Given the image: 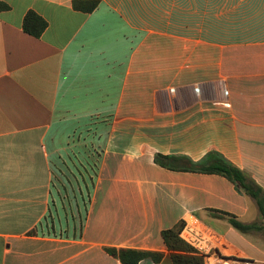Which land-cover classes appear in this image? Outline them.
<instances>
[{
  "label": "crops",
  "instance_id": "0c3cea01",
  "mask_svg": "<svg viewBox=\"0 0 264 264\" xmlns=\"http://www.w3.org/2000/svg\"><path fill=\"white\" fill-rule=\"evenodd\" d=\"M1 4L0 264H123L108 249L173 264L162 233L189 217L264 264L256 202L193 170L220 158L264 191V0ZM30 11L40 38L23 30ZM80 173L94 175L85 212L63 192Z\"/></svg>",
  "mask_w": 264,
  "mask_h": 264
},
{
  "label": "trees",
  "instance_id": "16d2710c",
  "mask_svg": "<svg viewBox=\"0 0 264 264\" xmlns=\"http://www.w3.org/2000/svg\"><path fill=\"white\" fill-rule=\"evenodd\" d=\"M99 4V1H75L74 8L78 11L91 13L98 8ZM3 8L7 9L8 6L1 4L0 10ZM47 28V21L33 11L28 12L24 18L23 30L25 33L33 37L40 38ZM193 170L208 174H217L232 181L239 190L243 191L247 196L256 202L259 212L264 218V191L254 181L250 180L240 169L219 158L208 165H198ZM93 179L94 175H84L82 173L75 174L73 177H66V181L70 184H74L75 187H70L69 190L68 188H65L63 192L75 194L76 199L79 195L82 200V204H77L76 209L84 210L85 212L87 201H89L88 195L91 193V189H89L86 184L89 182L92 185ZM85 193L87 194L85 195ZM52 207L54 208V213L56 214V206L53 204ZM68 208L71 209L70 207ZM213 212L217 218L226 220L233 228L242 234H250L251 232L257 231L261 228L258 224H244L237 217L223 211ZM47 219L49 220L50 229L55 230L57 227L55 219L52 215V209ZM182 226L183 223L162 233L163 240L168 250L171 252L173 264H204L203 258L196 255L194 250L179 237ZM108 251L112 255L118 257L123 264H140L145 260L160 262L164 257L162 253L132 249H108Z\"/></svg>",
  "mask_w": 264,
  "mask_h": 264
},
{
  "label": "built area",
  "instance_id": "2783aa9c",
  "mask_svg": "<svg viewBox=\"0 0 264 264\" xmlns=\"http://www.w3.org/2000/svg\"><path fill=\"white\" fill-rule=\"evenodd\" d=\"M179 237L194 250L196 255L203 258L204 264H261L253 259L229 254L224 248L222 238L192 217L183 223Z\"/></svg>",
  "mask_w": 264,
  "mask_h": 264
},
{
  "label": "rangeland",
  "instance_id": "374dc122",
  "mask_svg": "<svg viewBox=\"0 0 264 264\" xmlns=\"http://www.w3.org/2000/svg\"><path fill=\"white\" fill-rule=\"evenodd\" d=\"M257 223L260 224L261 226H263V228H264V220L259 219ZM253 236H254V240H263L264 241V230L260 233H255Z\"/></svg>",
  "mask_w": 264,
  "mask_h": 264
}]
</instances>
